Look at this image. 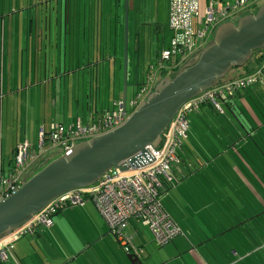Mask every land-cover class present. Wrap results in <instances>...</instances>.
<instances>
[{"label": "crops", "instance_id": "1", "mask_svg": "<svg viewBox=\"0 0 264 264\" xmlns=\"http://www.w3.org/2000/svg\"><path fill=\"white\" fill-rule=\"evenodd\" d=\"M76 1L79 4V0ZM101 1L85 0L83 6L79 7V5H76L73 11L77 17L83 15L85 19L92 18V14L94 17L98 16V12L101 11L100 9L103 10L104 8L100 4ZM105 1L108 3L107 12L110 10L111 13L109 15L114 20L112 23L110 22L111 24L114 22L115 26V29L112 28L111 31H114L117 37L122 26L119 10L122 7L121 3L123 0ZM210 1L216 7H223L226 4L233 5L236 0H199L201 14ZM144 2L145 0H140V2L135 0L133 3L134 9L128 15V18L131 15L134 17L132 33L137 47H140L142 44V40L140 37H137V34L141 36L139 16L143 10ZM263 5L264 0H260V2L257 0L252 8L258 9ZM87 8L90 12L87 11ZM157 15L159 18V12H157ZM2 21L4 26L6 18H3ZM167 22L168 14H166L165 24L159 21L155 23L157 34L163 31L167 26ZM63 27L64 29L62 26L58 27L60 36L64 31L62 38H60L63 43L57 42L54 47L53 45L51 46V43H41L39 45V42H32L29 35L23 49L27 55L26 53L21 54V58L19 59H5L3 54L0 57V175L2 176L13 160L16 146L23 141H27L34 147L37 143L40 129H43L47 133L50 127L55 124L72 126L76 125L77 122L86 124L99 112L110 109L117 102L115 100L111 106L110 103L102 102L111 80H108V73L107 81H105L104 68L102 69L103 65L99 63H102V61L98 60L96 56H91L90 52L88 53V48L96 46L97 50L98 43L101 40L100 37L96 39L98 30L91 25L82 26L81 24L75 29ZM27 33L31 34V32ZM167 36L169 38L170 34L167 33ZM156 40H158L157 36ZM151 42H153V39H151ZM151 42L149 45H151ZM167 43L168 41H166V44L163 43L160 49L155 47V53L166 47ZM49 46L55 50L54 54L51 53ZM151 48L149 49L151 50ZM114 55L115 57L118 56V45H115ZM136 73H138V66ZM80 76L82 77L81 80ZM86 84H88L87 91H85ZM115 86L113 79L110 85L111 90L108 89V93L115 90ZM94 87L95 89L100 88L101 91L97 102L94 101L96 98L93 94H90L91 97L89 99L87 96L88 91L93 92ZM121 97L119 95L118 100H121ZM239 98L241 99L240 102H242L243 97ZM235 100L239 101L237 97ZM196 124L197 128L203 131L201 134L199 133L200 136L204 135L207 137L209 133L206 132L205 124ZM216 125L218 128L220 127L219 124ZM189 134L196 141V135L193 132H189ZM217 135L221 138L219 132ZM198 145L200 146L201 144ZM200 147L201 151L205 152L202 146ZM230 153L234 155L231 158L233 161H243L242 155H239L240 157L236 156L237 151L231 149ZM251 153L249 154L250 157ZM244 159L248 160V154L245 155ZM242 169L243 171H238L237 168H232L231 172L227 174L233 180V182L228 184V187L232 189L234 187L232 183L234 185V183L237 184L239 182L241 188L250 191L251 195H255L252 183L256 175H254L248 165L242 166ZM199 172L197 176H200ZM212 174L213 172L210 170L201 171V180L198 184L212 189L214 187L219 188L215 185V182L211 181L210 175ZM171 175L173 178L172 184L164 189H160V196L165 194L167 199L173 190L177 191L179 189L177 185L183 182L187 183L189 181L188 178L195 176L189 175L184 177L177 171H173ZM215 195L218 196L217 204H219V201L225 205L228 202L231 204L232 201H235L234 199L226 201L223 199L224 196L217 191ZM230 198L232 199L233 197L231 196ZM261 203L263 204L262 200ZM162 207L182 233L183 230L179 224L171 218L164 206ZM220 208L223 210L222 207ZM138 226L143 227L137 221L132 220L126 227L125 233L130 239L132 253L139 257V255L145 251L148 252L154 246L150 231L146 228L147 231L145 227H143L144 230H140ZM205 235V233L189 236H181L179 234L173 242L177 255L167 262L176 259L175 262L177 264H223V260H226L228 252L216 248L215 245L213 249L212 242L214 243L216 239L211 241L212 238ZM191 237H193V240ZM246 240H249L248 237H246ZM229 241V247L233 248L230 237ZM200 247L202 248L200 249ZM121 250L122 246L118 245L110 236L108 226L96 207L91 202L85 201L82 205L69 207L54 216L50 227H38L32 234L25 235L17 241L14 251L6 264H15L18 261L24 264H112L114 259L116 260L115 264H127L124 256L121 255ZM170 252L171 250L168 251L169 254ZM254 252H247L246 256L253 255L250 253ZM232 254L237 255L236 252H232ZM155 258L156 260L153 261V257L147 256L146 261L149 264H167V262H162L165 259L164 256H155ZM247 262L245 261V264H248ZM141 263L146 264L147 262L143 263L142 261ZM229 264L242 263L237 259ZM251 264H253V260Z\"/></svg>", "mask_w": 264, "mask_h": 264}, {"label": "built area", "instance_id": "2", "mask_svg": "<svg viewBox=\"0 0 264 264\" xmlns=\"http://www.w3.org/2000/svg\"><path fill=\"white\" fill-rule=\"evenodd\" d=\"M256 1L236 0L233 5L226 4L223 7H216L210 1L204 9V19L201 21L199 0H169L167 27L172 35L167 46L160 50V59L156 63L159 74L176 72L189 58L205 47L220 24L232 22L231 18L251 8ZM155 75L152 67L148 76L137 82L139 91L129 103V110L127 104L124 107L119 100L113 104L112 110L105 111L99 118L86 124H55L47 133L40 129L34 147L27 141L19 143L11 165L0 177V201L15 194L30 170L50 159V151L59 150L60 156H68L76 144L121 127L153 91ZM262 80L264 62L254 73L220 84L185 103L164 131L162 142L157 148L146 147L145 155H136L138 160L134 165L129 164L133 157L126 160V172L112 170L92 187L67 192L51 201L27 224L0 242V261L5 263L9 260L15 243L23 236L32 234L36 227H50L54 216L69 207L82 205L85 201L96 207L107 224L110 235L120 243L126 253L130 252V239L125 229L132 220L150 231L156 248L168 245L180 232L159 204L158 193L163 180L171 181V165L178 163L176 153L188 127L186 116L196 111L203 102L215 103V99L223 95H232Z\"/></svg>", "mask_w": 264, "mask_h": 264}, {"label": "rangeland", "instance_id": "3", "mask_svg": "<svg viewBox=\"0 0 264 264\" xmlns=\"http://www.w3.org/2000/svg\"><path fill=\"white\" fill-rule=\"evenodd\" d=\"M104 1L100 2V4L104 7V11L100 9L101 11L98 12V16L96 15L94 17V15L92 14V18L85 19L83 15L77 17L76 13L73 11L76 5H79V7L83 6L85 4V0H79V4L76 0H0V57H2L3 54V57L5 59L21 58V54L26 53V51L24 52L23 49L25 48V44L27 42L26 39L27 36L29 37V35L31 41L34 43L39 42V45H41V43H51V46L53 45L54 47L55 43L57 42L63 43L62 39L60 38H62L64 31L60 36V33H58V27L60 28V26H62V28L64 29L63 26H66L67 28L71 27L75 29L79 24H81L82 26H96L97 28L95 27V29L99 31H97L96 39L100 37L101 40L98 43L97 50L96 46L88 48V53L90 52L91 56H96L98 60L102 61V63H99L100 65H103L102 69L104 68V72L106 75L105 81H107L109 73L108 80L111 81L108 84L109 87H107L102 102L105 101L107 104L110 103L111 106L115 100L119 101V95L122 96V87L124 81V72L122 68L124 54V10L122 2V7L119 10V12L121 13L120 19L122 26L120 28L119 35H117L116 37L115 32L111 31L112 28L115 29L114 22L113 24H111L114 20L111 18L112 16L110 17L109 15L111 13L110 10L107 12L108 3ZM252 7L241 12L236 17L231 18L230 21L237 22L240 17L244 16L243 14L255 13L257 9H254ZM168 8L169 0H145V2L143 3V10L141 11V14L139 16L141 23L140 38L142 40V44L140 47L136 46L133 39L132 23L134 21V17L131 15L128 18L129 31L127 36L126 78L127 109H129V103L132 101L135 94L139 91L135 82L137 76V66L141 77H147L148 71H150V69L154 67V71L156 72L154 78V86L161 80L162 74H159L156 66V63L160 59V50L156 55L154 49L155 47L160 49L163 43L166 44V41L170 40L172 34L171 32H169L167 26V28L165 27L161 33L159 32L157 34V27H155V23L159 21L160 23L165 24L166 14H168ZM87 11L90 12L88 8ZM157 12H159V18ZM3 18H6L4 26L2 23ZM203 19L204 15L202 13L201 21H203ZM27 32H31V34ZM167 33L170 34L169 38L167 36ZM156 36L158 37V40H156ZM149 38L150 41L148 42ZM151 39H153V42H151ZM150 42L153 49L151 48V45H149ZM115 45H118L119 57H115L114 55ZM51 46H49L50 51L54 54L55 50H53ZM149 48H151V50ZM241 74L243 75V72L239 70L232 71L224 80L228 82L230 79H239L243 77ZM166 75L169 76L170 74L166 73ZM79 78L81 80L82 77L80 76ZM113 79L116 85L115 90L108 93V89H110V85L112 84ZM87 87L88 84L85 85V91ZM222 107L225 108L223 104ZM261 109L264 110V107L262 106ZM224 111L227 110L224 109ZM60 154L61 153L59 150H54L50 151L48 155L50 157V160L53 161L57 159ZM188 180L189 181L187 183L183 182L182 184L177 185L179 189L177 191L173 190L168 199L165 197V194L159 196V201L162 206H164V208L170 214L171 218L177 224H179V226L183 230L181 233V230L178 228L181 236L205 233V236L212 238L214 235L222 232L225 229H228L232 225L236 226V224L240 223L239 221L242 222L244 220L243 217H248L249 214L264 209L263 207L260 208L256 205L255 200H257V198L255 197V195H251L250 191L241 188L238 183H234V185L232 183V186H234L233 189L235 195L229 193L228 195H226L224 193V190L228 188L227 184L222 183L220 185H217L215 183V185L219 188L214 187L212 189L208 186L203 187L199 185L198 182L201 180L200 178L190 177L188 178ZM216 191L220 192L224 196H222L223 199H225L226 201H229L231 196H237L240 205L236 206L235 204H233L231 209L226 210V208H223L222 210L220 207H224L225 204H222L221 201H219V204H217L218 196L215 195ZM214 200H216V202H214ZM245 224H248V222H246ZM138 228L140 230H144L143 227L138 226ZM257 233H259L261 235L260 237H262V239L264 240V217L261 218L259 223L252 222V224L249 223L244 227L241 226L239 228H234L230 232V234H227V241L222 239L221 237L217 238L214 243L212 242L213 249L215 245L216 248L225 250L227 245L230 246V237L231 243L233 244V249H236L239 252V254H237L238 258L241 257L240 253L243 254L242 258L238 259L239 261L246 258L243 262L248 261L247 263L251 264L253 260L256 262H261L263 264L262 260L264 259L262 258L264 257V249L258 254L249 256H246V254H244L247 251L251 252L253 250V244L255 245L254 247H264L262 246L263 243L259 241L260 238L256 237ZM245 235L249 238L248 241L246 240ZM191 239L193 240V237H191ZM201 248L202 247H200V249ZM260 248L257 247L255 251L259 250ZM174 249L175 246L173 244H169L162 248H156L154 246V248H150L148 252L145 251L143 254L139 255V260L140 262L143 261V263L147 262L146 264H149V262L146 261L147 256H150V258L153 257V261L156 260L155 256H164L165 259H163L162 262H167L172 257L174 258L177 255V252H175ZM169 250H171L170 254L168 253ZM120 252L127 261V264H130V262L126 258V253L123 250H121ZM127 254L130 255L133 253L129 252ZM175 260L176 259H172L170 262H167V264H177ZM115 262L116 260L114 259L112 261V264H115ZM15 264L24 263L18 261V263L15 262Z\"/></svg>", "mask_w": 264, "mask_h": 264}, {"label": "water", "instance_id": "4", "mask_svg": "<svg viewBox=\"0 0 264 264\" xmlns=\"http://www.w3.org/2000/svg\"><path fill=\"white\" fill-rule=\"evenodd\" d=\"M135 0H123L124 81L121 101L126 107L128 15ZM140 2V0H137ZM140 37V34H137ZM264 49V5L237 22L220 24L203 49L189 58L173 75L157 83L153 91L119 128L76 144L68 156L46 159L23 178L20 189L0 201V242L67 192L89 188L112 170L126 172L129 160L146 147L157 148L178 110L203 92L214 89L232 70L246 66L255 52ZM130 264H142L135 254Z\"/></svg>", "mask_w": 264, "mask_h": 264}, {"label": "trees", "instance_id": "5", "mask_svg": "<svg viewBox=\"0 0 264 264\" xmlns=\"http://www.w3.org/2000/svg\"><path fill=\"white\" fill-rule=\"evenodd\" d=\"M200 17H202L201 13H200ZM263 62H264V49L255 52L252 56V59L246 66L235 70H239L243 72V75L242 74L241 75L246 76L254 73L261 66ZM160 74H162L161 79H163L165 77H169V78L173 77L175 72L169 73L170 74L169 76L166 75L165 72ZM143 78L144 77H141L138 71L135 81L136 84L138 81L141 82ZM232 80L233 79H230L229 81ZM224 83H227V81L223 80L221 81L220 84H224ZM100 92H101L100 88L95 89L94 87L93 92L88 91L87 94L88 99L93 94L94 97L96 98L94 99V101L97 102L99 100L97 98L100 96ZM236 97L239 101L235 100ZM239 97H243L242 102H240L241 99ZM222 104L223 106H225V108L222 107ZM262 106L264 107V80L256 84H253L243 90L242 89L238 90L234 92L232 95H223L215 99V103L203 102L196 111L190 112L186 116V121L188 126L186 131V136L185 138L182 139L181 145L176 153L178 163L176 164L174 163L171 165L169 171L171 181L168 182L166 180H163L161 189H164L165 187L170 186L172 184L173 178L171 174L173 173V171L179 172L181 176L184 177L189 175L190 176L195 175L194 177L200 178L201 171L210 170L211 172H213V174L210 175L211 181L215 182L216 184L224 183L228 185L230 182H233V180H231V178L227 175L228 173L231 172V169L237 168L238 171H243L242 166L245 167L246 165H248V167L252 169L254 175H256L252 183L255 197L257 198V200H255V203L260 208L261 207L264 208V110L261 109ZM112 108L113 106H111L110 109H107L105 111H110L112 110ZM224 109L227 111H224ZM105 111L99 112V114H97L93 119L99 118ZM196 123L205 124V129H207L206 132L209 133L207 134V137H205L204 135H202V137L200 136V134L203 131L197 128ZM216 124H219L220 127L218 128ZM189 132H193L196 135L195 137L196 141H194L191 138ZM218 132L221 138L217 135ZM198 144H201L200 146H202L205 152L201 151V147ZM235 145L237 150L235 148ZM231 149H233V151H237L236 156L242 155L241 158H243V161L242 160H239V162L233 161L231 158H233L234 155L230 153ZM250 153H251V157L249 155ZM246 154H248L247 161L244 159ZM10 165L11 163L9 164V166ZM9 166L7 168H9ZM198 172L200 176H197ZM1 176L2 175H0V177ZM237 183L240 185L239 182ZM233 191H234L233 188L230 189V187H228L226 190H224V193L226 195H228V193L235 195ZM160 194L161 193L159 190L158 202L162 207V204L159 201ZM232 197L233 198L232 199L230 198L229 200L232 201L234 199L235 201H232L231 204L228 202V204H226L224 207L222 206L221 207L226 208L227 210V209H231L233 204L239 206L240 204L238 197L237 196H232ZM261 200L263 201V204L261 203ZM263 217H264V209H261L260 211H255L254 213L249 214L248 217H243L244 220L242 222L239 221L240 223L236 224V226L232 225L228 229L223 230L222 233H218L215 236H213L211 241L219 237L227 241L226 234H229L234 228H239L241 226L244 227L249 223L252 224V222L259 223V221ZM246 222H248V224H245ZM37 228L38 227H36L34 231ZM260 236L261 235L257 233L256 237L260 238L259 241H261V243H263L262 246H264V240ZM177 237H175L172 240V242H170L169 244H173L174 240ZM116 243L120 245L119 242L116 241ZM252 246H253L252 251H255L257 247L258 248L261 247V246L254 247L255 246L254 244ZM129 247H130L129 251L132 253L131 243ZM263 249L264 247H261L259 250L255 251L252 254H258L262 252ZM122 250L124 251L125 249L122 247ZM225 250L226 252H228V254L226 255V260H223L224 261L223 264H229L232 261L242 258V254H240L241 255L240 258H238V255L236 256L233 255L232 252H236V254H239V252L236 249L230 248L228 245ZM247 252L244 254H247ZM126 255L128 254L126 253ZM245 259L246 258L240 260V263L245 264V262H243ZM262 262L264 264V260H262ZM6 263L7 262L3 263L0 261V264H6ZM253 264H262V263L253 261Z\"/></svg>", "mask_w": 264, "mask_h": 264}]
</instances>
